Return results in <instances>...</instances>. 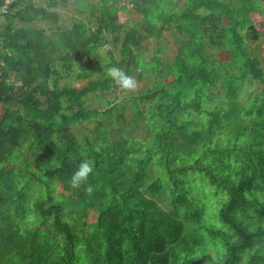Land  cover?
I'll list each match as a JSON object with an SVG mask.
<instances>
[{"label": "trees", "instance_id": "trees-1", "mask_svg": "<svg viewBox=\"0 0 264 264\" xmlns=\"http://www.w3.org/2000/svg\"><path fill=\"white\" fill-rule=\"evenodd\" d=\"M181 2L176 10L171 0H101L94 32L73 23L56 41L12 21L56 23V13L13 0L0 31V264H78L77 248L81 264H264V72L240 32L255 0ZM121 9L142 18L139 30L118 22ZM166 28L183 37L171 62L123 68L133 47ZM121 31L118 68L155 82L131 99L128 122L144 124V141L122 128L109 138L113 128L103 119L114 108L82 105L89 93L117 89L113 76L101 72L81 88L50 80L61 78L56 62L64 76L77 67L76 80L89 78L102 34ZM254 83L260 92L244 96L243 85ZM95 117L98 140L80 143L71 127ZM84 159L94 162L93 173L72 187ZM194 177L201 199L191 189ZM58 184L67 198L56 193ZM167 185L170 211L150 197ZM209 194L216 220L202 200ZM89 209L96 222L78 228Z\"/></svg>", "mask_w": 264, "mask_h": 264}, {"label": "rangeland", "instance_id": "rangeland-1", "mask_svg": "<svg viewBox=\"0 0 264 264\" xmlns=\"http://www.w3.org/2000/svg\"><path fill=\"white\" fill-rule=\"evenodd\" d=\"M25 4L31 3L35 6H43L46 7L47 3L45 0H23ZM176 5V10L182 8L183 3L181 0H171ZM177 2V3H176ZM98 3V0H58L56 8L53 10L57 11L60 14V21L58 25H53L44 22H34L30 25H24V27H33V28H43L48 32L54 28H70L71 24L74 22H82L85 26V30L88 32H94L97 27V23L95 17L90 14V11L87 9L86 5L95 6ZM255 10L254 13L250 15L245 21L243 28L241 29V35L244 38L245 46L249 51V54L252 57H255L259 61V65L264 72V0H255ZM121 5V4H120ZM10 11V10H9ZM13 13V11H12ZM11 15V13H9ZM6 20L5 16H0V27L4 24ZM13 26H23L19 22L12 20ZM119 23L125 24L126 28H136L140 29L141 24L143 22L142 18L135 13L134 11H130L127 9L119 10ZM51 27V28H50ZM160 27V24L157 25V28ZM124 33L121 31L118 34L112 35L110 33H103V40L96 47L93 54V64L90 68L89 78H83L81 80H76V74L80 73V68L75 67L70 74L64 76V72L61 71L60 63L56 62L54 65V69L61 75V78L51 77V82L57 80V87L61 88L63 86H70L74 88H81L83 86H87L90 81H95L100 77L101 72L108 73V69L110 68H118L117 63L120 62V43L123 38ZM113 38H118L117 41H114ZM183 37L175 32L172 28L163 29L159 36L150 37L143 39L136 47H133V53L130 59H126L123 62V68H131L134 66V63L140 62H149L152 58H158L162 61L171 62L174 56L177 54V49L179 47L178 41L182 40ZM64 52V51H63ZM218 58H224L223 55L218 53ZM119 69V68H118ZM121 71V70H120ZM109 74V73H108ZM128 76H131L136 81V86L133 90L126 91L122 90L120 87L117 89H112L110 91H101L96 90L95 92L89 93L82 97V105L85 108H97L101 110H106L107 112L111 110L113 107V111H109L106 117L103 119L105 124H109L113 128V134H108L109 138H117L115 133V129L122 128L126 135L139 139L140 141H144L148 135V131L146 130L143 123H135L130 124L128 121L134 115V107L132 103V96L137 95L139 92H142L148 86H154L155 82L148 75H139L137 73H125ZM146 76V77H145ZM10 80H14L13 75L10 76ZM171 79L165 80V82H169ZM16 82V80H14ZM19 85V82H16V86ZM243 95L246 97H251L255 93H259L261 90V85L258 83H254L252 86L243 85L242 87ZM122 103L119 105V102ZM148 103L140 104L139 109L144 114L148 110ZM6 105L4 103L0 104V116L3 113ZM23 112H25V108L22 106H18ZM115 114H122L126 118V122H118ZM95 119H99V117H95L94 119L85 121L83 123H77L71 127V131L73 135L77 138V140L82 143L84 139L89 141L98 140V136L96 134V123ZM235 132L238 135V142L240 143L242 140V128L237 126L234 128ZM34 164V163H33ZM36 164V163H35ZM156 173L155 170L152 169L151 176H154ZM195 178V177H194ZM152 180V179H151ZM193 186L191 189L193 194L201 199V193L204 192V188L198 185L197 179H193ZM192 184V183H191ZM35 185L31 183L28 190V193L33 191V187ZM56 193L62 194L63 198H67L69 193L64 191L62 186L58 184L55 189ZM144 193L149 196V194L144 190ZM40 196H42L40 194ZM154 199L157 205L165 210H171V195L170 189L167 185L166 188H163L159 194L150 196ZM31 197L30 199H32ZM211 195H207L203 198V202L206 204L208 209V214L215 217L216 211L214 206L210 203ZM216 220V217L214 218ZM97 220V214L95 211L89 209L87 212V216L83 219L82 224L78 225V228H85L86 226L95 223ZM77 258L78 264H81V250L77 248ZM215 262L219 263L218 260L214 259Z\"/></svg>", "mask_w": 264, "mask_h": 264}, {"label": "clouds", "instance_id": "clouds-1", "mask_svg": "<svg viewBox=\"0 0 264 264\" xmlns=\"http://www.w3.org/2000/svg\"><path fill=\"white\" fill-rule=\"evenodd\" d=\"M109 75L113 76L116 84L122 89L126 91L133 90L136 86V81L133 77L128 76L127 74L120 71L118 68H110L108 69ZM94 170V162L89 159H84L80 162L77 169L74 171L70 178V184L72 187H80L81 184L86 183L90 174L93 173ZM89 193H91L92 188L89 185L86 189Z\"/></svg>", "mask_w": 264, "mask_h": 264}, {"label": "crops", "instance_id": "crops-1", "mask_svg": "<svg viewBox=\"0 0 264 264\" xmlns=\"http://www.w3.org/2000/svg\"><path fill=\"white\" fill-rule=\"evenodd\" d=\"M46 1V3H47V5H46V7H41V6H35V5H33V6H35V7H39V8H46L47 9V11H49V12H54V13H56L57 14V16H58V20H57V22L56 23H53V22H51V21H43V20H40V19H36V20H34V21H32L31 23H20V24H22L23 26H18L19 28H23V29H33V30H43V32H44V34L46 35V36H48V37H52V39H56V41H58L57 40V38L59 37V34L60 33H62V32H66V31H69V30H71V28H72V25H73V23L71 24V27L70 28H65V29H60V28H54V29H52V30H50V32H48L47 33V31L45 30V29H43V28H33V27H24V25H30V24H32V23H34V22H44V23H49V24H53V25H58V23H59V21H60V14L57 12V11H55V10H53V8H56V5H57V2H58V0H45ZM115 2L117 3L118 2V0H115ZM28 4H31V3H28ZM102 3H101V0H98V3L95 5V6H90V5H86V7H87V9L90 11V14L92 15V16H94L95 17V20H96V17H97V12H96V8L98 7V6H100ZM25 5V2L22 0V3H21V5H20V7H23ZM118 18H119V11H118ZM6 23V21L4 22V24ZM74 23H80V24H83L82 22H74ZM97 23V22H96ZM84 25V24H83ZM3 26V25H2ZM86 26V25H85ZM16 27V26H15ZM51 28V27H50ZM1 29H2V27H0V31H1ZM53 34H56V35H53ZM1 41V40H0ZM56 49L58 50V53H61L62 55L66 52V50L64 49V48H62L61 46H60V43L58 44H56ZM0 50H1V46H0ZM64 51V52H63Z\"/></svg>", "mask_w": 264, "mask_h": 264}, {"label": "built area", "instance_id": "built-area-1", "mask_svg": "<svg viewBox=\"0 0 264 264\" xmlns=\"http://www.w3.org/2000/svg\"><path fill=\"white\" fill-rule=\"evenodd\" d=\"M12 2L13 0H4L3 4L0 6V16H5L9 13Z\"/></svg>", "mask_w": 264, "mask_h": 264}]
</instances>
